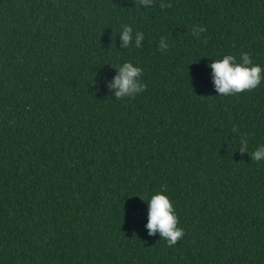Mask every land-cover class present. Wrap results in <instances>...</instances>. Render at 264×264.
I'll return each mask as SVG.
<instances>
[{"label":"trees","instance_id":"obj_1","mask_svg":"<svg viewBox=\"0 0 264 264\" xmlns=\"http://www.w3.org/2000/svg\"><path fill=\"white\" fill-rule=\"evenodd\" d=\"M242 52L264 67V0H0V264H264V82L222 97L210 67ZM125 62L147 87L117 100Z\"/></svg>","mask_w":264,"mask_h":264},{"label":"clouds","instance_id":"obj_2","mask_svg":"<svg viewBox=\"0 0 264 264\" xmlns=\"http://www.w3.org/2000/svg\"><path fill=\"white\" fill-rule=\"evenodd\" d=\"M138 5L149 6L154 4V0H137ZM171 3H161L160 8H170ZM207 31L203 25L194 26L192 34L197 38L202 32ZM144 33L136 31L133 36V28L124 25L120 32L121 47L129 48L133 41L136 48L140 47ZM207 44V40H204ZM159 48L162 52L167 51L168 45L165 38H161ZM213 75V82L217 95L222 97L235 96L245 92H251L264 82V67L254 64L250 53L242 52L239 60L234 55H224L222 59L213 60L210 64ZM117 74L109 84L110 89H115V98L122 100L125 97L135 98L146 89V84L141 82L143 75L142 68L134 66L131 62H125L116 67ZM235 131V126L233 127ZM247 140L240 142V151L243 153L247 149ZM252 160H264V145L258 146L250 153ZM142 198V197H141ZM146 199V198H142ZM150 236L160 233V239L166 241L168 247H173L178 241L183 239L185 232L179 226V217L175 207L164 191H158L148 199V222L146 225Z\"/></svg>","mask_w":264,"mask_h":264}]
</instances>
